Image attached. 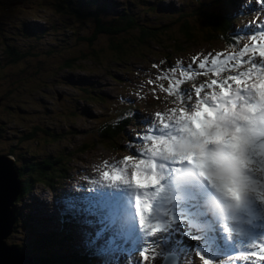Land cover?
Returning a JSON list of instances; mask_svg holds the SVG:
<instances>
[{"label":"trees","instance_id":"1","mask_svg":"<svg viewBox=\"0 0 264 264\" xmlns=\"http://www.w3.org/2000/svg\"><path fill=\"white\" fill-rule=\"evenodd\" d=\"M4 1H11L15 8H28L32 0ZM150 1L152 0H124L122 4L118 5L108 0H37L38 6L42 10L51 11L59 17L61 13L66 17L79 16L82 22L72 20V24L69 20L63 19L61 23L64 26L60 27L56 23L57 20H52V16L49 19L39 17V21L46 22L48 26L47 28L44 26L46 30L44 33H40L38 36L35 35L33 20L31 21V28H26L23 31V37H28L30 33H33L35 37L34 44H36L42 42L44 39L43 34H51L54 31L58 33L63 28V34L66 36L62 38L63 41L60 44L59 51L52 45L41 49V45L38 44L32 48L35 51L34 53L31 49L22 52V48H25L24 43L16 42L14 44L12 40L9 45L7 44L8 52L4 49L6 55L11 56V52H14L15 55L18 54V56L23 55L30 58V55L33 54L32 56L39 57L41 61H46L45 64L37 69H33L35 64L32 65L30 63L28 69H17L18 73H13L9 78L8 75H3L2 68L6 66L7 60H0V64H3L0 67V99H4L0 106V115L3 114L8 122L0 124V153L4 152L5 154L16 156L13 167L20 175L18 182L20 183L21 194L14 197L10 207L15 216L21 215L20 213L23 212V209L18 206L19 204L27 208L26 204L23 205L24 200L30 196L37 185L49 190L56 200L62 198L68 186L69 164L74 161V157L79 153L88 152L93 146L96 148L103 145L105 148L110 146L113 150H122L120 147L121 143H114L115 140L112 136L115 134V130L111 128L101 130L98 136L99 139L96 142L91 141L86 135L78 133L77 151H71L66 154L67 149L59 150L61 143L68 137L65 131L69 127V123L78 124L77 111L72 105L73 101L70 100V98H73L71 90H77L78 82L73 81L70 85L69 80L72 77L62 76L63 71L79 70L92 73L98 70L99 67H104L109 63L111 68L130 72L133 69L134 61L140 63L149 59V56L153 54L149 48L153 44L158 45L163 42L177 49L180 47V42L183 41L185 43L186 37L190 39V41L186 40V42H191L197 38V33L201 37H212L214 32H224L230 24L227 13L214 9L213 6H199L188 9L189 0H176L179 1L180 5H187V7H178L176 10L166 12L167 9L156 5L169 0H153L154 4L150 3ZM112 6H117V10L120 11L122 9V12L117 16L114 14ZM7 16H9L8 13ZM29 16L33 15L30 14ZM110 19H112V22H109ZM49 21L52 24L47 23ZM167 22L168 24H166ZM177 24L181 25L180 30L184 31L185 35L180 32L176 33L174 27ZM80 29L84 30V32L80 33ZM68 30L70 32L73 31L72 38L74 43L72 45L71 41L69 42L67 39L69 38ZM68 44H70L69 48L65 47ZM69 49L75 52L73 56H71L72 53ZM147 51L149 52L146 53ZM41 55L46 56L43 57ZM84 61H91L92 64L83 65ZM51 65L54 66L51 67ZM57 79L64 87L63 98L69 103V106L61 104L59 100L57 107L46 104L50 91L55 87L50 82ZM81 91L86 92L87 90L81 87ZM88 92V94L91 93L90 90ZM36 99H38V102L35 101ZM154 100L157 101L156 98ZM12 109H16L19 115L17 112H13ZM20 110H23L24 114L20 115ZM114 110L116 111L115 114L112 112L104 113L103 118L105 121L118 120L116 123L121 127L120 131H122L130 123L133 117L130 114L135 113V109L132 104L125 106L120 101ZM44 115L46 118L43 119ZM50 118L53 121H50ZM16 120L19 121L20 125L25 121L33 123L30 133L23 132L21 141L24 143L20 144L19 147L17 145L12 146V148L3 146L4 136L9 134V128L15 124ZM57 123L62 125L60 130H57ZM121 135L123 136L122 133ZM50 151L57 153V157L54 154H49ZM40 158H42V161ZM19 167L20 169L18 170ZM43 167H45L44 170H42ZM22 219H16L17 228H21V225L35 227L36 217H31L26 221H22ZM106 222L111 236L116 237L117 227L115 223L108 220ZM70 223L68 222V226ZM24 226L21 230H24ZM67 232L68 237L65 245L72 244L70 239L74 234L69 228ZM160 243L161 246H170L164 239L160 240ZM88 251L89 256L84 260H82L85 255L83 250L74 248L73 252L69 251L68 255L64 257L65 259L60 262H50L46 258H39L34 260V264L113 263L111 256H107L111 251L101 243H94ZM178 252L181 253L180 251ZM160 261L151 259L147 264H163ZM187 262L188 259L184 258L179 264H186ZM126 264H137V261L133 260L126 262Z\"/></svg>","mask_w":264,"mask_h":264},{"label":"rangeland","instance_id":"2","mask_svg":"<svg viewBox=\"0 0 264 264\" xmlns=\"http://www.w3.org/2000/svg\"><path fill=\"white\" fill-rule=\"evenodd\" d=\"M63 1H67V0H63ZM69 1V0H68ZM111 1L112 3H116L117 4V0H108ZM150 3L154 4L153 0L150 1ZM214 4H216V2L214 0H189L188 3V9H192L198 5L204 7V6H214ZM237 7L236 9H241L240 7V3H237ZM157 7H161L164 9H167L166 12H170L171 10H176L178 7H187L186 6H182L179 4V1L176 0H169L168 2H162L160 4L156 5ZM37 7L35 0H32L30 2V8H27L25 11L26 12H22V11H17V9L15 8V5L13 3H11V1H0V49H5L6 52L7 51V44L9 45L10 42L13 40V36L9 31V27L8 25L5 23L6 21H12L13 18H17L16 19V27L14 28L13 34L14 36L18 37L21 43H27V41L24 39L25 37H23V31H25L26 28H29V26L31 25V21L33 20L34 23H39V24H45L46 22L44 21H39V17L38 16H30L31 20L30 22H28V14L32 15V11ZM114 8V14H116L117 16L119 15V12L117 10V6H112ZM160 12H164V11H160ZM164 12V13H166ZM7 13L9 14V16H7ZM133 14V13H130ZM47 16H52V20H57V25L60 27H63L64 25L61 23V21H63V19H67L69 20V22H72V20L74 21H81L82 19L79 16H65L64 14L61 13V16L59 17L58 15H54L52 12H48L46 13ZM7 16V17H5ZM61 18V19H59ZM73 18V19H72ZM49 19V17H48ZM127 20V19H125ZM54 22V21H53ZM109 22H112V19L109 20ZM170 22V21H168ZM168 22L166 24H168ZM47 23H51L52 22H47ZM193 24V23H192ZM180 24H177L174 27V30L176 31V33H178L180 31V33L184 34V31L180 30ZM63 29V28H61ZM199 29H201V27H199ZM67 31V30H66ZM56 31L52 32L51 34H49L48 38L45 39L43 42H40L41 48L44 47H48V46H55L58 51L60 48V44L63 41V37L64 34H60L59 32L55 33ZM73 31H69L68 30V35L69 38L68 41H71V45L74 43V39H72V33ZM84 32V30L80 29V33ZM79 33V31H78ZM79 33V34H80ZM78 34V36L80 37V35ZM165 37V36H164ZM197 37V36H196ZM15 38V37H14ZM200 38V37H197ZM195 38V39H197ZM82 39V38H79ZM193 39V40H195ZM81 41V40H79ZM152 41V40H151ZM14 43V42H13ZM42 43V44H41ZM168 43V42H167ZM69 45H66L65 47L69 48ZM217 47L220 48L221 50L224 49L223 45L221 44V42H217L216 43ZM156 44L151 45L150 52H152V50L154 48H156ZM263 46V45H262ZM30 47H28L29 49ZM31 49V48H30ZM51 50H53L52 48H50ZM33 53L35 52L34 50ZM69 51H71V56L74 55V51L69 49ZM21 52V51H20ZM56 52V51H55ZM149 51H147L146 53H148ZM145 53V54H146ZM25 54V53H22ZM9 55H3L0 56V58H4L5 60H7V63L5 64V67L3 68V75H8V77L10 78V76H12L13 73H18L17 69H28L30 63L32 65L35 64V67L33 69H37L38 67H41V65L45 64L46 61H41V59L39 57H34L32 55H30V58H27V56H23L20 55L18 56V54L15 55L14 52H11ZM43 57H45L46 55H41ZM230 57V56H227ZM26 58V59H25ZM4 61V60H2ZM41 61V62H40ZM55 61V60H53ZM52 62V61H51ZM14 63V64H13ZM57 63V62H56ZM91 61H84L83 65L86 64H90ZM79 64H81L79 62ZM92 64V63H91ZM132 64V63H131ZM254 68L253 69V74L252 76H250L251 81L255 84V86L257 87L258 90L263 91L264 90V74L260 73L258 70V66L259 64H253ZM54 65H51V67ZM138 63L137 62H133V69L132 71H130L129 73H127V76L129 78H133L136 74L137 71V67H138ZM227 70L230 72L231 70V65H227ZM111 69L110 64L108 63V65L106 66H101L99 67L98 70H96V73L90 75H85L86 77H99L98 79L100 80V82L102 83V85H105L108 79V71ZM141 71H145L147 69V62L146 64H144L143 66L140 67ZM244 69H246L247 71H251V67L250 65H244ZM81 71L79 70H70L68 73L63 71L62 76H67V77H82L83 75H81ZM243 78H248V75L246 76H242L239 75L237 72L234 73V75H227L226 73L224 74H220V73H216L213 74L212 76H206L205 77V85L204 86H196L197 88V92H196V97L195 100L192 102H184V101H174V102H169V101H163V102H157L156 103V108H160V109H164L165 111H161L160 114H162V117H171L170 115L167 114L170 113L171 115L173 114H179V115H183V116H189V115H195V117L199 118V119H205L204 114H205V110H206V105L205 103H203L201 100L204 98H211L212 96V87L209 85L211 82L213 83L214 81H218L220 83V85H222V82H227L226 87L224 88V93L228 94V95H235V92L237 91L239 84L238 81L243 79ZM74 81V79H70L69 83L71 85V83ZM88 83H89V79L83 84V88H88ZM197 83H195L196 85ZM170 85V81L167 82L166 87H169ZM187 85H193L191 82H185V81H178L176 82L175 86H171L169 87L170 89H172L173 92L181 95V93H186L188 91V88L186 87ZM220 85L218 83L215 84L214 86V94L217 93H221L222 92V87H220ZM249 85V84H248ZM81 88V86H77V90H79ZM191 90H194L191 88ZM64 90L61 91L58 88L57 89H53V91H50V94L48 96L47 99V105L52 106V107H57L58 106V100L60 97H63L64 95ZM75 92L74 90H71V93ZM95 92H102V89H97ZM70 96V95H69ZM70 100H72L74 103L78 104V101L75 98H70ZM147 100V99H146ZM36 102H38V99L35 100ZM226 103H228V106H226ZM234 103H231L230 101H221L220 102V107L221 108H227L230 105L232 106ZM109 105H113V103L111 101H109ZM116 105H113V108L115 109ZM85 107L88 109L85 111V116L89 117L92 114V118L90 119L89 124H91L96 115L99 113V108L98 107H94L91 106L89 104H86ZM104 108V107H103ZM105 109V108H104ZM107 110L111 111L113 113V109L112 108H107ZM41 111V110H39ZM234 112H236V110H233ZM42 112V111H41ZM221 122L219 125V129L220 132L223 134H225L230 125H231V121L230 118L228 117L226 111H224L223 113H221ZM46 118V116H43V119ZM118 120H116L117 122ZM6 121V119L4 118V115L1 114L0 115V123H4ZM27 124L29 125V127L27 128H22V126H18V125H12L11 128H9V135L12 138V146H14L15 144L17 145V147L20 146V144L24 143L21 141L23 134L22 131L25 132H29L30 133V129L33 126V123H31L30 121H26ZM121 122V120H120ZM226 123V124H225ZM57 130H60V127H62V125L60 123H57ZM192 132H187V136H192ZM11 138H9V140H11ZM67 139H64V141L61 143V147L59 150L62 149H67L68 151V147H67ZM66 151V154H67ZM49 154H54L57 157V153H54L52 151L49 152ZM48 154V155H49ZM94 156H98V153L93 154ZM90 157V159L87 157V155H85L84 159L87 162V166H89V168L95 170V169H102V167L104 166L103 163L107 162V161H111V155L108 156L106 159H103V155L102 156H98V157ZM0 157H4V155L0 154ZM55 157V158H56ZM5 159H7L6 157H4ZM42 161V158H40ZM8 162H6L7 164ZM80 163V162H79ZM77 163V165L79 164ZM8 165V164H7ZM10 166L12 168V162H10ZM156 166V161L151 159V158H147V161L144 162V168L145 170H149L150 167H155ZM160 166V165H159ZM161 167H162V163H161ZM45 167L42 168V170H44ZM9 170V169H8ZM1 176L3 178V180L9 181L11 183H13V185L15 186V180L13 179V176L11 177H7L5 172L3 171L1 173ZM2 182H0V185ZM130 182H127V184ZM18 185V183L16 184ZM2 188H0L1 191ZM130 188L126 189V190H120L121 194H125V192H127L128 194L130 193ZM68 194L73 198H82V197H86L89 194V190L86 189V184L84 182H78V184L75 183V186H73L72 188H70L68 190ZM65 198V196H63L61 199L63 200ZM1 199V197H0ZM51 199L50 196L45 197L44 202L46 203H50ZM11 201L8 199L5 204H6V210L11 207ZM24 203L26 205H30L33 208L32 211H29L28 214V218L25 219V221L31 217H36V224L35 227L32 226H27L25 227L24 225H21V229L24 226V230H19L18 229H14V231L11 232V234L8 236L9 238V245H11L12 247H14L15 249H17L18 251L22 252L24 254V257H28V255H30V253H32L33 255L31 256L34 260L35 259H39V258H46L48 261H53V262H60L62 259H65L64 257L67 256V250H71L73 251L74 248H79V249H91V247L93 246V244H97V243H101L103 244L105 247H107L108 250H110L111 252H109L107 254V256H111V258L113 259V263L112 264H122V256L125 254V251L127 250L128 246L125 245H121L119 244V242H117V240L111 236L108 226L107 227H103L101 230V234L96 237L95 234L92 232H90L91 228L89 227L86 218H84L83 214L77 211V209H73L71 210V215L73 218V221H76L78 219H80L81 222H79L80 226H79V234L78 237H72L70 241H72V244L70 243L69 245H65V241L66 238L68 237V228L71 230L72 226H68L67 224L64 225V227H61L58 224V221H60V219H67V214L66 216H61V213H54L52 216L48 210H46V206L45 204L42 202V200H40V198H38V193L36 190H34L30 196H28ZM11 211V210H10ZM31 215V216H30ZM22 219V217H20ZM108 220V219H107ZM108 221H112V220H108ZM64 222H72L71 219L70 221H64ZM164 222V221H162ZM12 226V223H11ZM68 226V227H67ZM10 230V223H6L4 225V227L1 225V237L2 239L5 238L4 235H7V231ZM73 243H75V245H73ZM87 249V250H88ZM0 253H2V251L0 250ZM6 253H9V251H7ZM117 253V254H115ZM173 254V250H168L166 257L171 259V256ZM105 256V257H107ZM6 262L5 260H2L1 263ZM18 264H23V262H19ZM61 264V263H60ZM172 264V263H170Z\"/></svg>","mask_w":264,"mask_h":264},{"label":"clouds","instance_id":"3","mask_svg":"<svg viewBox=\"0 0 264 264\" xmlns=\"http://www.w3.org/2000/svg\"><path fill=\"white\" fill-rule=\"evenodd\" d=\"M1 1H4V0H1ZM35 2H36L37 7L32 11V15L38 16V17H45L46 19H48V17L50 18V16H47L46 13L51 12V11H48L46 9H44V10L40 9V7L38 6L37 0H35ZM28 8H30V7H28ZM16 9L18 12L19 11L26 12L25 10L27 8L17 7ZM120 12H122V11H120ZM29 15L30 14L27 13L28 22H30V20H31V17ZM5 23L8 25L9 31L13 36L14 44L16 42H20L19 38L14 36V34H13L14 28L16 27L15 18H13L12 21L9 20V21H6ZM44 26H45V28L48 27L45 24H39V23L33 22V27H34L36 36H38V34L44 33L46 31ZM30 28H31V25L29 26V29ZM58 32L60 34L64 33L63 29H61ZM72 33H71V35H72ZM43 35H44V39L42 40V42L48 38L49 34H43ZM64 36H66V35H64ZM24 39L27 41V43H24L25 48H22V52H25L26 50H28V47H30L31 50H33L32 48L35 45L40 44V43L34 44L35 43L34 42L35 37L33 36V33H30V35L28 37H25ZM164 45H166V44L164 43ZM162 46H163V44H162ZM5 54L6 53L4 52V50L0 49V56H3ZM0 59L5 60L2 57ZM94 73H96V71L92 72V74H94ZM72 79H74V81L78 80L77 77H72ZM81 87H83V86L81 85ZM79 91H81V88L79 89ZM73 96L78 101L77 105L79 108H82V110L84 112L86 110H88L85 107V105L89 104V103L86 101V99H84L82 97V95L78 91L75 92V94H73ZM1 99H0V106L2 105V101H4L3 98H1ZM59 101H60V98H59ZM60 102L62 104V103H64V100H62ZM92 117H93L92 114H91V116L86 117V121L88 122V124H89L90 119ZM50 121H53V119L50 118ZM15 125L21 126L19 124L18 120H16ZM23 132H25V131H22V134H23ZM9 138H11V136L9 134L7 136H4V142H3L4 145L3 146H8L9 148H12V143H13L12 138H11V140H9ZM255 140H256L255 137L247 136L243 133H238L237 134V141H236L237 146L234 149V155L229 156V157L225 158L224 160L217 162L216 167H215V172H216L215 179H216V182L221 186L220 190L217 193V196L219 198L218 199H210L208 201L209 209L214 211L215 213H218L224 217L239 216L240 213L245 208H247L248 206L251 205L253 198L256 196V187H255V185L252 181V177H251V170H252L251 150H252V147L255 143ZM0 154L4 155V157L7 158V159H5L4 157H0V159H3L4 161L8 160V156H7L8 154H5L4 152L3 153L1 152ZM12 166H13V163H12ZM16 172H17V170H16ZM2 195L3 194L1 193L0 194V197H1V199H0V211L4 212V210L6 209L5 208L6 207L5 202L7 200H4ZM10 201L13 203L14 200H10ZM12 203H11V206H12ZM23 205H25V203ZM18 206L21 209H23V212L20 213L21 215H17L16 217L17 218H20V217L28 218L29 211L33 207L26 205L27 208H25L22 206V204H19ZM5 217L10 218V216H5ZM24 220L25 219L23 218L22 221H24ZM16 223H17V220H15V222L12 226L10 224L11 230H12V227H13V231L15 228L18 229V231L21 229V228L16 227ZM19 253L23 256V258L21 260L17 261L16 264H18L19 262H23V264H32V261H31L33 259L32 257L26 258V257H24V254L22 252L19 251ZM160 253L163 254L164 251L161 250ZM121 260H122V264H126V262H131V258L127 253H125L122 256ZM148 261H149V259H148ZM148 261H147V263H148ZM169 261H170V259L166 258L160 262L163 264H169ZM1 264H6V263L3 262ZM137 264H141V263L137 261Z\"/></svg>","mask_w":264,"mask_h":264},{"label":"water","instance_id":"4","mask_svg":"<svg viewBox=\"0 0 264 264\" xmlns=\"http://www.w3.org/2000/svg\"><path fill=\"white\" fill-rule=\"evenodd\" d=\"M197 36L201 37V35H199L198 33L196 34ZM186 40V39H185ZM13 112H17L18 115H19V112L16 110V109H12ZM20 114H24L23 113V110L21 111L20 110ZM102 154H105L107 151L105 148H103L101 150ZM154 160V159H153ZM6 162H8L6 164ZM11 162V159L8 158L7 161H4L3 159H0V182H2V186L0 185V188L3 189V192H2V189L0 192H2V197L4 200H14V196L17 195L18 193V186L17 185H13V183L9 182V181H6V180H3L2 176H1V173L4 171L6 176L7 177H11L13 176V179L15 180V183H19L18 182V179H17V174H16V170L14 169V167L10 166V163ZM7 167L9 168L10 172L7 173L8 169ZM18 177H20V175L18 174ZM10 207L8 208V210H4L6 216H10V218H6L5 216L1 219V225L4 227V225L6 223H12V225L14 224L15 220L17 219V217L15 216V214L10 211ZM0 231H1V227H0ZM13 231V227H12V230L10 229L9 231H7V235H4L5 238L2 239L1 237V234H0V250L2 251V253H0V260H5L6 264H16L17 261L21 260L23 258V256L19 253V251L17 249H15L14 247L12 246H7V236L9 234H11V232ZM7 251H9V253H6Z\"/></svg>","mask_w":264,"mask_h":264},{"label":"snow or ice","instance_id":"5","mask_svg":"<svg viewBox=\"0 0 264 264\" xmlns=\"http://www.w3.org/2000/svg\"><path fill=\"white\" fill-rule=\"evenodd\" d=\"M257 2H258V4H259L261 7H264V0H257ZM261 27H264V25H262ZM245 51H247V50H245ZM260 54H261V56H264V49H261V53H260ZM204 63H205V65H206V64L208 63V61H205ZM258 67H264V65H260V66H258ZM204 68H205V67H204ZM204 68H200V69H204ZM172 71L175 72V68H173ZM177 80H180V79H177ZM177 80H175V81H170V85H169V87H171V86H175ZM152 82H153V81H152L151 79L148 81L149 84H151ZM161 87H162V89H167V88H169V87H167V88H163V86H161ZM130 115L133 116V117H135V113H131ZM133 156H135V157H139L140 154H138V155H131L130 157H128V158L125 159L124 163L127 164L128 161H131V160L133 159ZM107 175L110 176V173H107ZM120 178H121V177H120V173L117 172V175H116L115 179L119 180ZM148 258H149V252H144V253H143L144 264H147ZM202 259H203V258H202ZM206 262H207V261H206Z\"/></svg>","mask_w":264,"mask_h":264},{"label":"bare ground","instance_id":"6","mask_svg":"<svg viewBox=\"0 0 264 264\" xmlns=\"http://www.w3.org/2000/svg\"><path fill=\"white\" fill-rule=\"evenodd\" d=\"M226 106H228V103H226ZM202 119V118H201ZM226 124V123H225ZM230 128V127H229ZM229 130V129H228ZM156 161V166L155 167H150V169L148 170V171H154V170H159L160 168H161V162L160 161H158V160H155ZM160 165V166H159ZM7 169H9L8 167H7ZM8 172L7 173H9L10 172V170H7ZM132 183H128L127 184V188L126 189H128V188H130V185H131ZM126 189H124V190H126ZM123 190V191H124ZM2 192H3V189H2ZM2 192H0V194L2 193ZM130 192V191H129ZM125 194H128L127 192H125ZM4 216H6V214H5V212H2V211H0V227H1V219L4 217ZM1 260H0V264H1Z\"/></svg>","mask_w":264,"mask_h":264}]
</instances>
